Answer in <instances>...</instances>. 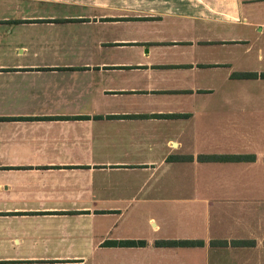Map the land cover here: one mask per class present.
I'll return each mask as SVG.
<instances>
[{"label": "crops", "instance_id": "1", "mask_svg": "<svg viewBox=\"0 0 264 264\" xmlns=\"http://www.w3.org/2000/svg\"><path fill=\"white\" fill-rule=\"evenodd\" d=\"M263 63L264 0H0V264H264V172L238 171L264 78L235 75Z\"/></svg>", "mask_w": 264, "mask_h": 264}, {"label": "rangeland", "instance_id": "2", "mask_svg": "<svg viewBox=\"0 0 264 264\" xmlns=\"http://www.w3.org/2000/svg\"><path fill=\"white\" fill-rule=\"evenodd\" d=\"M264 64V63H263ZM264 67V66H263ZM242 91V88H240ZM251 91H254L255 93L259 94V95H264V88H255V89H251ZM251 112H246V113H241V121H240V140L242 146L240 148L241 152H249L248 150H252L250 149L249 145L252 144V140H257V139H264V109H261L258 113L249 114ZM231 137H234L237 140V135H231ZM257 152H253L256 155V160L254 162H249V161H242L241 164H243V167H240L238 171H242L245 172L249 169L250 164H253L250 169L256 170V171H260V172H264V160H263V154H264V147L259 148L256 150ZM251 166V165H250ZM235 170V169H234ZM237 171V170H235ZM194 189L190 190V195L193 192ZM186 198H189V195L185 196ZM183 205V204H182ZM186 206L190 205L188 203L185 204ZM164 207H166V205H164ZM195 209H196V213L195 215L192 214L189 218H187V220H189V222H204V211H203V206L200 205V203L195 204ZM245 209L244 207L241 208V210ZM168 210V211H167ZM229 212V210L227 211V213ZM161 215L164 216L165 221L164 222H175L173 220L174 215H173V211L171 208L166 207L164 209L161 208L160 210ZM170 214V215H169ZM246 214V213H245ZM239 215V214H238ZM237 215V217H238ZM168 216H169V220H168ZM179 220V219H178ZM177 222V220H176ZM140 227H144L145 228V232L148 233L150 230L146 227L147 224H145V222H139ZM142 224V225H141ZM167 225V226H168ZM198 226H200L198 224ZM201 229V227H198ZM170 230V232H169ZM173 232V228L172 226L169 229L165 228L162 229L160 232H158L156 234V236H162V235H166L169 233ZM200 231V230H199ZM208 245V244H207ZM162 253V252H161ZM159 255H155V257L153 255H151L150 258L146 259V260H142L141 258H139L138 260H135L134 258H131L129 255V258H126V256H123L122 258L120 257H110V258H101L100 261L104 263L99 262L100 264H202L204 256L201 254V256H199L198 254L192 253L191 257L189 256V251H185L183 253H185V255H181V256H177L175 255H165L166 252H163L162 257H160ZM232 261V263L229 262V260ZM221 264H235L234 260L230 259L227 257V255H223L221 256V260H220ZM86 264H89L88 262Z\"/></svg>", "mask_w": 264, "mask_h": 264}, {"label": "trees", "instance_id": "3", "mask_svg": "<svg viewBox=\"0 0 264 264\" xmlns=\"http://www.w3.org/2000/svg\"><path fill=\"white\" fill-rule=\"evenodd\" d=\"M237 77H241V78H255V77H261L264 78V72L261 73H256V72H241L238 74H235ZM200 159H215V158H219V159H235V160H242V159H250L252 158V156L250 155H233V156H227V155H223V156H212V155H200L199 156ZM103 245H110V246H116V245H120V246H136V245H143L144 241L143 240H119V241H115V240H107L105 242H103ZM159 245H165V246H175V245H179V246H196V245H202V241L199 240H189V239H185V240H164V241H160L157 242ZM250 244L253 243V241H230L227 242L226 240H216V241H211L210 244L211 245H245V244Z\"/></svg>", "mask_w": 264, "mask_h": 264}]
</instances>
